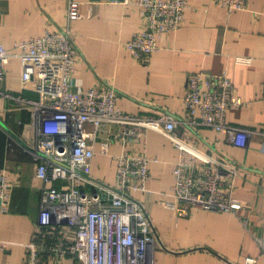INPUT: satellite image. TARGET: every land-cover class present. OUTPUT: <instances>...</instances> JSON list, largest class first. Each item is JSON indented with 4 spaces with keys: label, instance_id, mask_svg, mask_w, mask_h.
I'll list each match as a JSON object with an SVG mask.
<instances>
[{
    "label": "crops",
    "instance_id": "0c3cea01",
    "mask_svg": "<svg viewBox=\"0 0 264 264\" xmlns=\"http://www.w3.org/2000/svg\"><path fill=\"white\" fill-rule=\"evenodd\" d=\"M78 1L81 16L69 25L78 52L73 90L113 84L119 94L118 105L128 113L180 114L190 72L227 71L243 100L241 107L226 112L227 121L259 132L246 147L239 148L225 133L198 128L201 149L239 163L234 197L243 206L236 212L194 208L189 216H178L165 203L177 200L171 185L179 151L163 135L148 131L145 150L157 160L149 164L151 176L146 189L134 192V196L147 207L157 231L154 264H244L247 256L260 254L255 236L264 235V0H248L246 9L233 11L216 0H187L190 7L184 23L164 34L160 49L145 60L135 58L125 46L142 26L135 5ZM68 2L0 0V39L4 47L42 35L46 29L66 27ZM239 56L251 61L237 63ZM5 87L14 93L36 95L31 90L21 91L17 58L6 67ZM30 118L29 110L15 109L0 98V168L11 180L18 181L11 191L8 210H0V239L9 242L7 249L0 248V264H28L24 243L30 240L39 215L43 183L35 177V162L24 149ZM105 141L106 133L94 143L91 171L112 182L121 145L110 143L104 151ZM132 146L141 150L143 142ZM254 264H264V250Z\"/></svg>",
    "mask_w": 264,
    "mask_h": 264
},
{
    "label": "built area",
    "instance_id": "2783aa9c",
    "mask_svg": "<svg viewBox=\"0 0 264 264\" xmlns=\"http://www.w3.org/2000/svg\"><path fill=\"white\" fill-rule=\"evenodd\" d=\"M104 1L137 7L142 26L125 46L139 60L160 49V38L184 23L190 7L187 0ZM216 2L233 11L246 9L248 0ZM80 5L78 0H69L68 23L62 29H46L42 35L16 41L11 48L4 47L0 39V98L15 109L30 111L24 149L35 162V177L43 183L38 219L30 240L24 243L28 264H66L67 260L73 264H154L157 231L147 207L134 196L146 189L149 164L157 160L145 150L148 131L163 135L179 151L171 185L177 200L165 203L178 216H189L194 208L236 212L243 206L234 197L239 163L201 149L198 128L225 133L239 148L259 132L227 121L226 112L243 104L227 71L190 72L180 114L128 113L118 105L113 84L73 90L78 52L69 25L81 16ZM12 58L20 63L21 91L31 90L35 96L5 87L6 67ZM236 61L246 64L251 58L239 56ZM104 133V151L110 143L121 145L112 182L91 171L94 143ZM139 142L143 149L135 150L132 145ZM17 184L0 168L1 211L8 210ZM255 239L262 252L264 235ZM8 245L0 239L1 249ZM260 254L247 256L244 264L256 263Z\"/></svg>",
    "mask_w": 264,
    "mask_h": 264
}]
</instances>
